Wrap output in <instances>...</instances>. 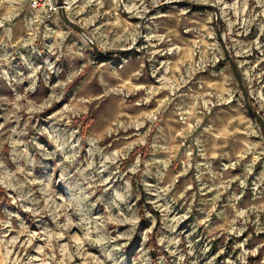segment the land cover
Returning <instances> with one entry per match:
<instances>
[{"label":"rangeland","instance_id":"obj_1","mask_svg":"<svg viewBox=\"0 0 264 264\" xmlns=\"http://www.w3.org/2000/svg\"><path fill=\"white\" fill-rule=\"evenodd\" d=\"M64 1L135 47L0 0V264H264V0Z\"/></svg>","mask_w":264,"mask_h":264},{"label":"water","instance_id":"obj_2","mask_svg":"<svg viewBox=\"0 0 264 264\" xmlns=\"http://www.w3.org/2000/svg\"><path fill=\"white\" fill-rule=\"evenodd\" d=\"M173 3V2H172ZM167 3H164L163 5H165ZM173 4H183V5H188L191 6L192 8L195 9H213L216 11L217 13V21L219 23H221V14H220V9L219 7H217L216 5L213 4H206V3H197V2H192V1H178L176 3ZM58 5H59V12H60V16L61 18L64 20V22L70 26L71 28L75 29L76 31L80 32L85 39L94 47L95 51L100 54V55H111V54H126L129 53L133 50V48L135 47V45H133L132 47L128 48V49H111V50H104L101 49L89 36H87V32L86 30L79 25L77 22H75L73 19H71L66 11L65 8V1L64 0H58ZM153 13L150 12L148 13V15L146 16V18H148L151 14ZM226 48V54L227 57L229 59V62L232 66L233 72L243 90L244 93V99L245 102L247 104V107L249 108L250 112L252 113V115L257 119L261 129L264 131V118L263 116L259 113L258 109L252 104L250 97H249V91L246 90L244 81H243V77H242V73L239 69V64L237 63V61L230 55L229 50H227V46L225 45Z\"/></svg>","mask_w":264,"mask_h":264},{"label":"built area","instance_id":"obj_3","mask_svg":"<svg viewBox=\"0 0 264 264\" xmlns=\"http://www.w3.org/2000/svg\"><path fill=\"white\" fill-rule=\"evenodd\" d=\"M33 5H34V6H37V1H34V2H33ZM50 10H52V8H51ZM54 10H56V7H54Z\"/></svg>","mask_w":264,"mask_h":264}]
</instances>
